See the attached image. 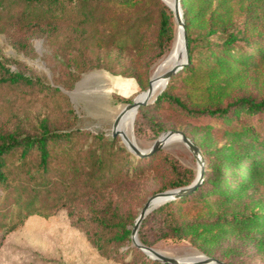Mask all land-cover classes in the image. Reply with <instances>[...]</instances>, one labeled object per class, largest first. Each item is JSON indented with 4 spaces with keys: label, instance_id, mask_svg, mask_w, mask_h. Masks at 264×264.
Masks as SVG:
<instances>
[{
    "label": "trees",
    "instance_id": "16d2710c",
    "mask_svg": "<svg viewBox=\"0 0 264 264\" xmlns=\"http://www.w3.org/2000/svg\"><path fill=\"white\" fill-rule=\"evenodd\" d=\"M5 1L0 0L2 9L7 6L10 12L13 10V17L26 19L29 25L55 22L76 8L92 5L84 13L88 17L97 14L95 19L101 27L100 33L106 37L98 45L102 49L118 50L113 58L116 65L123 63L120 53H134L145 43L146 28H141L144 17L140 14L144 6H151L157 12L156 44L160 55L165 53L174 37L171 10L161 0H20L23 8L19 11ZM180 1L188 58L149 104L155 107L171 104L196 119L205 131L194 144L202 152L205 165L196 186L154 209V214L159 216L155 237L148 239L145 232L139 230L138 241L151 247L157 239L171 243L187 239L210 255L211 248L229 233L250 235L258 232L261 238L255 241L264 240V95L260 98L237 95L220 103L232 80L239 78L240 71L264 64V0ZM233 2L238 6V19L233 17ZM124 8L135 14L129 26L123 32L122 26H116L106 35L103 30L108 22L125 21L118 15ZM109 15L112 17L108 18ZM101 67L113 73L111 65ZM0 70L4 74L1 81L36 83L18 71H9L1 61ZM181 73L192 102L200 97L202 105H188L168 91L173 78ZM116 74L132 78L138 87L144 88L138 73ZM120 98L130 101V98ZM149 104L137 108L134 130L139 124V109ZM160 130L157 126L154 132ZM210 131L219 133L220 144L208 143ZM74 133L49 130L41 124L35 133L0 134V185H7L12 178L13 170L8 167L12 157L17 159L13 168L18 178V183L11 188L16 191L14 204L0 208V229L13 230L32 214L51 215L67 201L75 202L106 190L118 179L132 178L137 168L146 165L147 159L157 153L155 150L136 158L118 143L117 136L87 134L90 144L86 145L73 142ZM55 146H61L62 162L55 159ZM32 155L36 156L35 160ZM171 167L179 173L176 166L171 164ZM68 175L71 176L67 178ZM191 179L192 176L186 179L177 176L171 187L185 186ZM131 221L116 207H107L88 221L95 229L87 235L99 248L103 241L121 245L129 239L127 225ZM101 233L109 236L104 238ZM129 250L146 258L137 247ZM147 262L168 264L148 259Z\"/></svg>",
    "mask_w": 264,
    "mask_h": 264
},
{
    "label": "rangeland",
    "instance_id": "374dc122",
    "mask_svg": "<svg viewBox=\"0 0 264 264\" xmlns=\"http://www.w3.org/2000/svg\"><path fill=\"white\" fill-rule=\"evenodd\" d=\"M161 1L171 10L167 3ZM5 3H10L18 11L23 8L20 0H7ZM214 3L215 1L212 4ZM1 5L0 61L9 71H18L36 83L11 84L0 79V134L35 133L43 124L49 130L75 131L73 142L86 145L90 144L86 140L87 134L102 133L105 137H114L111 136V125L116 114L147 88L149 79L155 73L168 69L164 67L159 72V67L173 49L176 22L172 15L174 37L165 53L160 55L156 44L157 12L151 6H144L140 13L144 17L141 28H146L145 43L134 53H120L119 58H122L123 63L116 65L113 58L118 50L102 49L98 45L106 37H102L100 33L101 27H98L95 19L97 14L88 17L84 13L92 5L76 8L55 22L43 21L35 25L27 24L26 19L13 17V10L10 12L7 6L2 9ZM179 5L181 9L180 0ZM232 7L233 17L238 19V6L233 2ZM118 15L125 18V21L108 22L103 30L106 35L116 29V26H122L121 32L125 31L135 16L131 9L125 8ZM104 65H111L113 73L101 67ZM82 69L85 70L79 71ZM117 72L138 73L144 88L138 87L132 78L129 80L116 74ZM3 75L0 70V78ZM238 75L239 78L232 80L227 88L221 104L237 95L255 98L264 95V64L240 71ZM183 76L181 73L174 77L168 91L185 100L188 105H202L203 99L200 97L192 102ZM161 90L150 97L148 104ZM121 96L130 98V101H122ZM139 111L137 130H134L135 112L129 132L139 152L130 151L121 137L117 136L118 143L136 158L149 154L148 150L154 140L164 131L181 130L193 143H198L205 131L198 126L194 117L181 113L171 104L162 103L157 107L149 104L141 107ZM157 126L161 130L155 133ZM207 135L209 144L222 142L219 140V133L210 131ZM60 147H54L57 152L55 159L62 162L64 155ZM156 151L154 157L147 159L146 165L132 173V178L118 179L106 190L75 202L67 201L51 215L32 214L13 230L0 229V264H148L147 259L156 260L139 248L137 249L146 258L129 250L130 247L136 248L130 233L128 241L123 244L103 241L101 248L95 246L87 235V232L95 229L88 221L96 212L99 213L107 207H116L127 220L132 219L127 225L131 229L134 219L149 196L174 189L171 183L177 176L183 179L192 176L188 184L194 180L197 171L196 158L179 139L163 144ZM200 156L205 165L201 151ZM32 158L35 160L36 156L32 155ZM16 160L12 157L8 162V167L13 170L12 178H9L7 185H0V208L14 204L16 191L11 188L18 183L13 168ZM171 164L176 166L179 173L172 169ZM59 191L63 192L62 189ZM157 207L149 210L141 220L137 238L139 230L144 231L148 239L155 237L159 216L153 211ZM101 234L104 238L109 236L107 233ZM258 238H261V233L258 232L250 235L229 233L211 248L210 255L187 239L180 243L157 239L156 244L151 247L174 258L203 255L230 264H264V240L256 242Z\"/></svg>",
    "mask_w": 264,
    "mask_h": 264
},
{
    "label": "water",
    "instance_id": "95a60500",
    "mask_svg": "<svg viewBox=\"0 0 264 264\" xmlns=\"http://www.w3.org/2000/svg\"><path fill=\"white\" fill-rule=\"evenodd\" d=\"M173 8L171 9L173 19L174 21L180 25L182 32H183V47H184V55L183 58H179V60L172 65L167 70L163 71L158 78L162 80H166L176 71H178L185 63L188 58L187 53V44H186V36H185V29H184V23L182 18V11L180 9L179 0H172ZM151 80L149 79L148 86L145 90L139 92L134 98L131 99L130 102L126 103L120 111L116 114V116L113 119L112 125H111V136H122L121 131L117 128V125L122 117V115L129 109L134 110V114L137 110V108L141 105L147 104L148 101H150V97L152 94V88H151ZM137 97H139L137 100H135ZM134 118V116H133ZM133 121V119H132ZM161 134H164L163 137H160ZM153 142L151 148L148 150V152L158 150L163 144L164 140L169 136H175L177 139H179L195 156L196 162H197V172L194 180L185 186L177 187L174 189H168L160 192H156L153 195L149 196L146 201L143 203L142 207L140 208L138 215L133 221V224L130 229V238L132 243L142 250L144 253L149 255L151 258L159 260L161 262H165L168 264H225L223 261L209 256H203L201 255V258L196 260H189L184 258H174L169 257L158 250H156L153 247L146 246L141 244L138 241V238L136 236L138 226L145 216V214L151 210L152 208L159 206L163 204L164 202L174 199L178 197L179 195H182L186 191L192 189L194 186H196L202 176V172L204 170V165L202 162V158L200 156V151L198 147L181 131V130H167L162 132ZM122 139V138H121ZM122 142L126 145V147L132 151L133 153H138V149L135 146L134 143L131 142H125L122 139ZM146 154V153H145Z\"/></svg>",
    "mask_w": 264,
    "mask_h": 264
},
{
    "label": "bare ground",
    "instance_id": "6f19581e",
    "mask_svg": "<svg viewBox=\"0 0 264 264\" xmlns=\"http://www.w3.org/2000/svg\"><path fill=\"white\" fill-rule=\"evenodd\" d=\"M165 3H167L170 8H173V4H172V0H163ZM177 29H176V35H175V41H174V45H173V49L171 51V53L169 54V57L167 58V60L159 67V72L162 68L167 67L170 68L172 65H174L179 58H183L184 55V47H183V32L182 29L180 27V25H178L176 23ZM161 73H155L152 78H150L151 80V88H152V95H154L156 92H158L159 90H161L162 88H164V86L166 85L165 80L159 79L158 76ZM139 97H137L135 100H137ZM134 116V110L133 109H129L127 110L121 117L117 128L121 131L122 136L121 138L125 141V142H131L133 143L132 138L130 137V128H131V124H132V119ZM164 134H161L160 137H163ZM176 137L175 136H169L164 140V144L168 143L172 140H175ZM197 172V171H196ZM201 258V255H194V256H190V257H186L184 259H189V260H196Z\"/></svg>",
    "mask_w": 264,
    "mask_h": 264
},
{
    "label": "crops",
    "instance_id": "0c3cea01",
    "mask_svg": "<svg viewBox=\"0 0 264 264\" xmlns=\"http://www.w3.org/2000/svg\"><path fill=\"white\" fill-rule=\"evenodd\" d=\"M127 79L131 80L130 78H127Z\"/></svg>",
    "mask_w": 264,
    "mask_h": 264
}]
</instances>
